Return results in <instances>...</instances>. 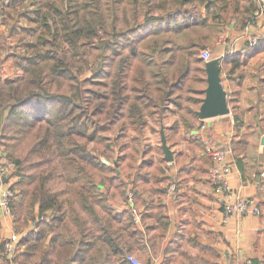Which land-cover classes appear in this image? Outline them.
Here are the masks:
<instances>
[{
  "label": "trees",
  "instance_id": "trees-1",
  "mask_svg": "<svg viewBox=\"0 0 264 264\" xmlns=\"http://www.w3.org/2000/svg\"><path fill=\"white\" fill-rule=\"evenodd\" d=\"M20 2L0 4L22 72L0 78V160L18 178L9 184V213L24 247L17 263L129 264L125 244L141 242L142 220L160 216L159 204L141 198V190L164 181L162 196L171 184L175 195L189 172L213 166L199 142L197 165L182 157L168 176L159 148L162 169L153 171L152 149L140 137L150 119L170 111L186 132L196 128L206 87L200 52L250 15L254 0H29L17 34ZM240 55L219 60L225 80L242 64ZM229 96L235 111L236 91ZM129 192L133 204L145 203L142 225L133 221ZM179 263L219 264L209 247Z\"/></svg>",
  "mask_w": 264,
  "mask_h": 264
},
{
  "label": "crops",
  "instance_id": "crops-1",
  "mask_svg": "<svg viewBox=\"0 0 264 264\" xmlns=\"http://www.w3.org/2000/svg\"><path fill=\"white\" fill-rule=\"evenodd\" d=\"M254 3L250 15L222 28L210 45L205 47L211 52L210 60L223 61L232 57V54H241L242 64L234 69L230 80H225L220 70L227 101L232 90L236 91L235 111L228 104V114L198 119L195 121L196 128L188 129V132L177 114L170 111L161 120L148 121L140 143L150 146L152 155L157 153H153L154 134L159 135V148L162 139L166 140L167 147L173 153V160L165 162L168 176L178 172L177 159L186 157V162L192 160L194 165L198 164L199 161L194 158L203 157V152L197 143L200 142L203 147L206 142L222 148L230 167L227 180L233 192L231 201L248 199L252 203L251 207H257L260 213L226 219L216 201L217 195L208 180L206 168H201L195 176L189 172L188 179L175 195H169L166 190V195L162 196L166 183L162 181L157 190H141L140 195L159 204V219L146 218L143 222L145 226L139 229L143 241H127L125 244L126 254L139 264H164L166 261L173 264L172 260L181 264L180 258L188 261L208 247L216 253L219 264H244L247 259L255 264H264V11L257 15L259 4L257 0ZM8 29L9 25L4 23L0 13L2 80L22 75L11 56L10 48L14 40L8 34ZM259 38L263 39L260 49L247 56L246 51L258 44L252 46L251 40L258 42ZM201 121L206 124V130H199L203 124ZM237 158L240 163L236 162ZM124 180L131 186L130 179ZM11 182L2 178L0 185L5 189ZM112 205L118 211L126 210L123 201H113ZM144 207L145 203L140 202L138 208L143 210ZM13 231L21 237L15 230L13 217L0 212V264H19L17 257L11 262L1 247L2 239L10 237Z\"/></svg>",
  "mask_w": 264,
  "mask_h": 264
},
{
  "label": "built area",
  "instance_id": "built-area-1",
  "mask_svg": "<svg viewBox=\"0 0 264 264\" xmlns=\"http://www.w3.org/2000/svg\"><path fill=\"white\" fill-rule=\"evenodd\" d=\"M259 4V9L257 15H260L264 11V0H257ZM257 44L255 39L251 40V45L254 46ZM200 58L205 62L209 61L210 51L208 49H203L200 52ZM206 126L203 123L200 127L204 129ZM205 153L208 157H210L213 161V166L210 170L212 184L214 185V191L216 193V201L219 206L222 208L223 214L225 218L228 217H242L249 213L258 214L259 209L257 207H251V201L248 199L238 198L235 201H231L233 198V192L231 187L229 186L227 177L230 174V167L225 162L224 151L222 148H218L216 146L210 145L209 143L205 146ZM9 181H17V177L14 174V170L9 165L5 164V161L0 160V178H6ZM1 184V182H0ZM175 191L174 184L169 185L167 192L169 195H173ZM14 195V190L7 187L2 189V185H0V212L5 213V215H9V200ZM129 201H132V193L129 192ZM130 213L133 217V221L136 224L142 225L139 211H136L134 208H130ZM226 221V220H225ZM20 237L14 231L7 237L6 239H2V249L4 254L11 261L17 254L18 246H19ZM127 260L132 264H139L137 261L133 259L132 256L128 255ZM244 264H253L251 260H246Z\"/></svg>",
  "mask_w": 264,
  "mask_h": 264
},
{
  "label": "water",
  "instance_id": "water-1",
  "mask_svg": "<svg viewBox=\"0 0 264 264\" xmlns=\"http://www.w3.org/2000/svg\"><path fill=\"white\" fill-rule=\"evenodd\" d=\"M205 72V96L196 112V115L200 120L226 115L229 113L227 94L223 87L219 70V59L207 61L205 64ZM161 148L164 153V160L166 162H171L173 160V153L169 147H167L164 139H162Z\"/></svg>",
  "mask_w": 264,
  "mask_h": 264
},
{
  "label": "rangeland",
  "instance_id": "rangeland-1",
  "mask_svg": "<svg viewBox=\"0 0 264 264\" xmlns=\"http://www.w3.org/2000/svg\"><path fill=\"white\" fill-rule=\"evenodd\" d=\"M10 1H12V0H1V2L3 3V4H6V3H9ZM14 1H22V2H20L19 3V7H18V9H17V15H16V20H18L17 21V28L19 29V28H21L18 32L19 33H17V34H20L21 33V30L23 29V26H25V23L22 21V17H20V16H18V13H21L23 10H26V9H30L31 7L29 6V0H14ZM24 35V34H23ZM19 52H22V49H20L19 50ZM210 56H211V52H210ZM90 71H87L86 73H85V75H89L90 76ZM203 123V121H201V124ZM199 130H206V126H205V128L204 129H201V127L199 126ZM153 140H154V149H153V153L155 152V151H157L158 150V145H160L161 143H157L158 141H159V135H156V134H154V136H153V138H152ZM78 140L80 141V142H83V137H78ZM166 141V140H165ZM208 143H206V142H204V147H203V149H204V153H205V146L207 145ZM188 146V144H186V147ZM226 148H228V147H226ZM176 151H177V149H175ZM253 150H254V148L252 149V151L251 152H253ZM157 152H159V151H157ZM206 154V153H205ZM158 156H159V154H152L151 156L149 155V159H151L152 161H153V171L155 170V169H162V167L156 162V160L158 159ZM207 156V155H206ZM210 158V157H209ZM211 159V158H210ZM103 160V162L104 163H106V164H108L109 163V160L107 159V158H103L102 159ZM211 161H212V159H211ZM112 162V161H111ZM213 162V161H212ZM226 162V161H225ZM6 163V162H5ZM136 163H138V161H136ZM168 163V162H167ZM227 164V163H226ZM210 170H211V168H209L208 169V171H207V176H208V180L210 181V183L212 184V179H211V173H210ZM213 185V184H212ZM214 186V185H213ZM9 188H10V186H9ZM132 205H131V207L130 208H134V209H136V211H139V209L140 208H138V205H136V204H133V197H132ZM143 211V210H142ZM259 213H260V210H259ZM142 223H143V220H142ZM144 224V223H143ZM145 226V225H144ZM22 233V232H21ZM7 237H4L3 238V240L4 239H6ZM1 243H2V241H1ZM3 248V247H2ZM23 246H18V250H17V253H19V252H21L22 250H23ZM16 257H17V254L15 255V257L13 258V260H11V262H14L15 261V259H16Z\"/></svg>",
  "mask_w": 264,
  "mask_h": 264
}]
</instances>
